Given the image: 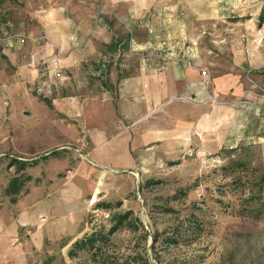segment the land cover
I'll use <instances>...</instances> for the list:
<instances>
[{
	"label": "crops",
	"instance_id": "crops-1",
	"mask_svg": "<svg viewBox=\"0 0 264 264\" xmlns=\"http://www.w3.org/2000/svg\"><path fill=\"white\" fill-rule=\"evenodd\" d=\"M254 2L257 10L250 8ZM46 7L32 4L14 28L0 26V109L17 125L44 94L52 102L44 119L56 126L60 114L76 122L81 136L59 146L71 159L53 192L2 201L0 264H43L69 250L85 234L94 199L113 198L123 187L131 193L138 186V192L188 148L221 151L240 137H255L264 156V42L250 39L264 38V21L260 29L229 23L228 31L241 34L223 40L213 32L234 12L260 15L264 0H53ZM203 26L212 38L200 31L187 38ZM15 34L25 43L11 38ZM219 41H225L222 52L215 48ZM31 57L35 71L28 68ZM201 67L209 69L210 84ZM244 92L255 100L248 117L235 107Z\"/></svg>",
	"mask_w": 264,
	"mask_h": 264
},
{
	"label": "rangeland",
	"instance_id": "rangeland-1",
	"mask_svg": "<svg viewBox=\"0 0 264 264\" xmlns=\"http://www.w3.org/2000/svg\"><path fill=\"white\" fill-rule=\"evenodd\" d=\"M52 1L0 0L2 30L14 28L15 20L21 19L30 5L45 8ZM254 3L250 8L257 10L258 3ZM47 12L41 10L42 15ZM250 13L234 12L230 18L225 16L223 21L216 22L212 30L218 40L234 31L241 34L238 30L228 31L229 23L242 21L252 25V29L262 28L264 11L260 15L256 11ZM99 16H94L95 22H99ZM186 16L193 21L190 15ZM199 31L207 39L212 38L206 26L189 30L187 38H195ZM250 39L258 45V37L252 39L250 36ZM224 46L225 41H219L214 47L222 52ZM202 48L208 50L210 47ZM44 96L39 95L41 101L33 100L31 109L26 110L31 113L30 117L15 119L17 125H10L13 119L9 122L0 109V205L7 198L20 196L30 201L53 192L71 159L66 150L59 151V146L66 147V137L81 136L76 122L60 114L56 126L44 119L49 114L47 108L52 105ZM38 121L43 124L37 125ZM243 125L240 129L245 131ZM201 139L203 144L204 137ZM256 140L255 137H240L237 144L236 140L227 143L221 151L199 150L206 154L205 161L187 157L188 148L179 160L175 158V162L167 163L141 182L138 192V186L132 187L131 193H126L123 187L114 191L113 198L100 202L94 199L93 204L101 205L98 207L101 211L93 214L98 208L90 209L82 238L90 237L98 227L103 229L98 234L105 236L117 222V216L128 212L132 215L116 234L106 238V243H97L92 250H78L74 257H69L71 247L56 252L51 261L45 257L43 264H101L95 257L100 251L104 252V259L113 264H137V259H148L150 264H264V156ZM12 185L18 187L17 194L10 193ZM104 213L110 215V219H105ZM154 234L159 240L153 246Z\"/></svg>",
	"mask_w": 264,
	"mask_h": 264
},
{
	"label": "built area",
	"instance_id": "built-area-1",
	"mask_svg": "<svg viewBox=\"0 0 264 264\" xmlns=\"http://www.w3.org/2000/svg\"><path fill=\"white\" fill-rule=\"evenodd\" d=\"M149 32L151 34H153V30L149 29ZM11 38H16L18 39L21 43H25V37H23L22 35H13ZM71 42L76 46V48L80 49V43H79V39L76 36L71 37ZM264 42V38L261 37L257 40L258 45L263 44ZM183 60L186 61L187 65L189 67L194 68V65L191 61L187 60L185 57H183ZM37 67V61L35 57H31L28 63V68L30 70L35 71ZM54 71L56 72V76L58 78H62V73L59 69V64L58 62L54 63L53 66ZM198 71L203 79V82L206 84H210L211 83V75L209 73V70L207 68L201 67L198 68ZM252 83V82H251ZM213 103L214 104H218V100L216 97L213 98ZM255 104V100L249 98V93L248 92H244L243 94V99L241 101H239L238 103H236L235 107L241 109V111L245 112L246 116L248 117L250 114V110H251V106H253ZM245 126V127H244ZM242 128H246V123H244V125L242 126ZM196 135L200 138L202 136V134L200 132H197ZM187 157L189 158H195L197 160H201V161H205L206 160V154L204 152L198 151V150H188V152L185 154ZM94 207V206H93ZM94 210V209H93ZM101 210L100 209H95L94 212H92L93 214L99 213ZM105 219L109 218V215L104 213L103 214Z\"/></svg>",
	"mask_w": 264,
	"mask_h": 264
},
{
	"label": "trees",
	"instance_id": "trees-1",
	"mask_svg": "<svg viewBox=\"0 0 264 264\" xmlns=\"http://www.w3.org/2000/svg\"><path fill=\"white\" fill-rule=\"evenodd\" d=\"M14 164H16L14 161H13ZM152 182V181H151ZM262 182L264 184V176H263V179H262ZM15 185H12L9 187V190H11V194H17L18 192V187H14ZM101 205H95L94 208H98L100 207ZM108 208V206H105ZM99 209V208H98ZM132 215L131 212H128L126 213L125 215H120V216H117L116 219H117V222L111 227V229H109L107 231V233H105V236H103L104 234L100 233L98 234V232H101L103 229H99V227L97 228V230L92 233V235H90V237L88 236L87 238H80L79 240H77L73 246H72V249L69 251V257H74L75 254H77L76 252L78 250H86V249H89V250H92L95 245L97 243H106V238H109V236H112L114 234H116L123 226L124 222L126 221V219L128 220L129 217ZM110 219V215H109V218ZM158 235L154 234L153 235V246L154 244H156L158 242ZM104 252L100 251L98 254L96 253L95 257L96 258H99L101 264H113L112 261H106L104 259ZM103 258V259H102ZM137 264H150L148 259H144L143 261H141L140 259H137Z\"/></svg>",
	"mask_w": 264,
	"mask_h": 264
}]
</instances>
